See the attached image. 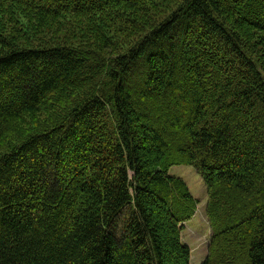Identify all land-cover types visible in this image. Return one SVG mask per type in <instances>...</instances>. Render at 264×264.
Returning a JSON list of instances; mask_svg holds the SVG:
<instances>
[{
	"label": "trees",
	"instance_id": "obj_1",
	"mask_svg": "<svg viewBox=\"0 0 264 264\" xmlns=\"http://www.w3.org/2000/svg\"><path fill=\"white\" fill-rule=\"evenodd\" d=\"M264 264V0H0V264Z\"/></svg>",
	"mask_w": 264,
	"mask_h": 264
},
{
	"label": "rangeland",
	"instance_id": "obj_2",
	"mask_svg": "<svg viewBox=\"0 0 264 264\" xmlns=\"http://www.w3.org/2000/svg\"><path fill=\"white\" fill-rule=\"evenodd\" d=\"M169 175L182 179L188 185L195 200L200 203L194 218L184 224L185 229L181 237L182 241L191 249V264H203L209 255L210 238L213 235V229L208 224L209 217L207 215L208 189L194 167L176 166L170 169Z\"/></svg>",
	"mask_w": 264,
	"mask_h": 264
}]
</instances>
